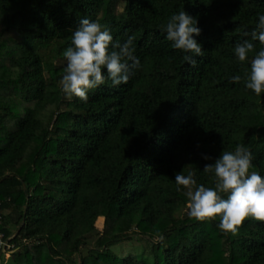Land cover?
I'll use <instances>...</instances> for the list:
<instances>
[{
	"label": "trees",
	"instance_id": "16d2710c",
	"mask_svg": "<svg viewBox=\"0 0 264 264\" xmlns=\"http://www.w3.org/2000/svg\"><path fill=\"white\" fill-rule=\"evenodd\" d=\"M181 10L202 30L195 66L161 28ZM259 14L264 0H0V233L14 234V264H264V221L227 233L218 217L175 215L186 206L176 173L213 184L203 155L244 144L264 176V93L232 81L248 66L234 46ZM83 18L121 42L134 35L140 60L127 84L109 80L86 103L59 84ZM133 227L150 257L110 250Z\"/></svg>",
	"mask_w": 264,
	"mask_h": 264
},
{
	"label": "clouds",
	"instance_id": "9594fccd",
	"mask_svg": "<svg viewBox=\"0 0 264 264\" xmlns=\"http://www.w3.org/2000/svg\"><path fill=\"white\" fill-rule=\"evenodd\" d=\"M197 25L198 20L185 10L173 13L161 25L172 48L186 53L183 59L193 66L195 57L204 54L201 43L195 39L202 31ZM244 35L249 38L236 42L234 54L241 64L248 66L242 68L243 76L235 75L232 81L239 83L243 79L247 89L260 95L264 93V47L257 50L255 42L264 46V14L258 15L255 28ZM134 41V35L123 42L114 38L99 20L81 19L72 31L71 46L63 52L66 66L59 81L63 93L69 99L74 96L86 103L89 92L109 80L114 87L127 84L134 70L140 68ZM203 159H214L203 168L204 173L214 177L212 186L198 184L194 171L175 175L177 190H185L188 215L199 221L218 217L219 229L227 233H236L249 217L264 221V176L251 171V149L237 144L234 150H223L216 158L203 155Z\"/></svg>",
	"mask_w": 264,
	"mask_h": 264
},
{
	"label": "rangeland",
	"instance_id": "374dc122",
	"mask_svg": "<svg viewBox=\"0 0 264 264\" xmlns=\"http://www.w3.org/2000/svg\"><path fill=\"white\" fill-rule=\"evenodd\" d=\"M122 8L121 3L117 5V9L120 10ZM58 63L62 64L63 61H57ZM6 211H3V213ZM178 217H185L188 215V209L187 206L181 207L179 211L175 214ZM103 218V217H102ZM103 225V219L102 222L96 223L95 221V227L97 230H101ZM9 229L11 232H15L16 226L13 224H10ZM1 234V233H0ZM98 232L94 230L92 233L86 235L85 238V247H81L82 252H87L88 249L96 247L95 240L97 238ZM14 236V234L12 235ZM12 236L8 237L7 239L0 238V264H14L12 262V259L10 257V252L13 250V247L11 245V242L9 241ZM150 247V242L148 240V237L144 234H142L140 231H138L135 227H133L129 232V237L119 241L113 245L110 246V250L113 254L118 255L120 257H125L130 254H136V253H142L144 256L150 257V254L148 252V249ZM73 264H79V255L74 254L72 261Z\"/></svg>",
	"mask_w": 264,
	"mask_h": 264
},
{
	"label": "built area",
	"instance_id": "2783aa9c",
	"mask_svg": "<svg viewBox=\"0 0 264 264\" xmlns=\"http://www.w3.org/2000/svg\"><path fill=\"white\" fill-rule=\"evenodd\" d=\"M0 238H2V234H0Z\"/></svg>",
	"mask_w": 264,
	"mask_h": 264
}]
</instances>
